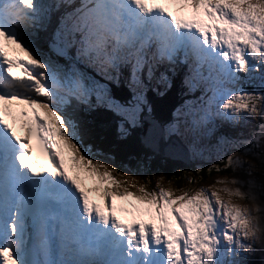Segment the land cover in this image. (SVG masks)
Here are the masks:
<instances>
[{
	"label": "snow or ice",
	"instance_id": "1",
	"mask_svg": "<svg viewBox=\"0 0 264 264\" xmlns=\"http://www.w3.org/2000/svg\"><path fill=\"white\" fill-rule=\"evenodd\" d=\"M0 264H264V0H0Z\"/></svg>",
	"mask_w": 264,
	"mask_h": 264
},
{
	"label": "trees",
	"instance_id": "2",
	"mask_svg": "<svg viewBox=\"0 0 264 264\" xmlns=\"http://www.w3.org/2000/svg\"><path fill=\"white\" fill-rule=\"evenodd\" d=\"M161 91H164V89H161ZM199 93H196L198 95ZM165 96L162 97L160 95H157L155 92H150L148 94L149 96V103L152 105L155 114L157 115H164L168 112L169 109L173 107V105H179L180 103H183L185 99H191L192 96H184L181 97L178 85L174 86L173 88L165 91ZM107 112H97L93 113L90 116V119H94L98 126L101 127H109L110 122L108 121V118L106 116ZM115 162L117 164H120L122 161L127 163V160L130 158L128 157L124 151L116 150L115 151ZM176 165L170 164L166 161H159V162H152L149 161L147 164V167L145 169H142L140 171L136 172H142L143 175H152L153 177H156L160 174H163L167 176L169 179L172 178L173 173L176 171ZM187 167V166H184ZM188 170H193L191 168H188ZM214 174H212L213 176ZM210 176V177H212ZM210 177L206 176L205 181L210 179ZM175 183V186L177 187H183L184 186V179L181 177L179 179L173 180Z\"/></svg>",
	"mask_w": 264,
	"mask_h": 264
},
{
	"label": "rangeland",
	"instance_id": "3",
	"mask_svg": "<svg viewBox=\"0 0 264 264\" xmlns=\"http://www.w3.org/2000/svg\"><path fill=\"white\" fill-rule=\"evenodd\" d=\"M223 129H224V127L221 129V131L223 132ZM247 131H248V128L247 127H241L240 125H237L235 128H233V129H231V131H230V134L229 135H232L233 134V132H234V135L233 136H236V135H238L239 133H244L245 135L247 134ZM230 154V153H229ZM212 162H215V161H212ZM140 174V172H136L135 170H132V173H130L129 172V175H131V174ZM217 178H221V177H218L215 173H214V175L212 176V177H210V179H208L207 181H205V184L207 183V182H209V181H214L215 179H217ZM173 186L174 187H177V186H175V183L173 182ZM133 191H134V189H132ZM91 195V198L96 202V203H98V204H100V203H102V201L99 199V197L97 196V195H95V194H90ZM118 203H121V204H124V206L125 207H127V205L125 204V202H118ZM249 259H251V260H259L260 259V257H259V255H256V256H254V257H249Z\"/></svg>",
	"mask_w": 264,
	"mask_h": 264
},
{
	"label": "bare ground",
	"instance_id": "4",
	"mask_svg": "<svg viewBox=\"0 0 264 264\" xmlns=\"http://www.w3.org/2000/svg\"><path fill=\"white\" fill-rule=\"evenodd\" d=\"M225 129H226V131H227V134L229 135V134H230V131H231V129H233V128H229L228 126H225ZM130 173H132V171H131Z\"/></svg>",
	"mask_w": 264,
	"mask_h": 264
}]
</instances>
